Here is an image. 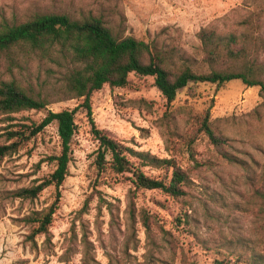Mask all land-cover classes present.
<instances>
[{"label":"rangeland","instance_id":"374dc122","mask_svg":"<svg viewBox=\"0 0 264 264\" xmlns=\"http://www.w3.org/2000/svg\"><path fill=\"white\" fill-rule=\"evenodd\" d=\"M49 13L101 16L114 32L153 42L173 53L175 67L188 65L197 72L208 71L199 30L244 33L247 58L262 67L264 83V0H0V24ZM64 70V60L27 46L0 52V81L15 80L28 94L48 101L42 109L0 115V141L5 131L38 123L48 111L76 108L68 175L46 235H32L33 226L24 219L46 210L55 188L48 186L33 199L9 194L54 170L48 157L60 150L56 123L0 161V264H214L223 258L225 264H264L260 86L240 79L220 87L191 83L168 104L152 76L131 72L124 86L104 84L92 93L94 128L134 151L171 158L186 173L185 195L172 197L136 188L130 172L97 171L98 143L78 107L80 99H60L58 93ZM207 108L224 142L214 147L199 133L191 158L187 139ZM127 155L146 175L170 178L171 168L144 165L139 156Z\"/></svg>","mask_w":264,"mask_h":264},{"label":"trees","instance_id":"16d2710c","mask_svg":"<svg viewBox=\"0 0 264 264\" xmlns=\"http://www.w3.org/2000/svg\"><path fill=\"white\" fill-rule=\"evenodd\" d=\"M197 37L204 54L203 60L208 66L206 72H197L188 65L175 67L173 53L158 49L153 42L114 32L101 16L92 14L78 18L66 14H38L18 23L0 24V52L27 46L37 50L43 57L64 60L65 70L58 93L61 94L60 99H80L78 107L85 110L98 143L94 160L97 171L102 173L109 169L114 174L130 172L136 188L158 189L172 197H180L186 193V173L171 158L134 151L94 128L90 99L92 93L104 84L124 86L131 72L152 76L168 104L174 101L179 89L191 83L208 82L220 87L230 80L240 79L248 86L257 85L264 90L260 78L262 67L256 60L247 58L246 34L221 33L213 28H202ZM47 102L46 97L28 94L15 80L0 81V115L7 117L21 110L42 109ZM75 112L76 108L48 111L38 123L23 124L22 128L5 131L4 139L0 141L1 161L47 125L56 123L60 150L57 155L48 157L55 163L54 170L39 183L20 187L9 194L14 198L33 199L44 188H55V198L49 207L43 211H34L24 219L32 224V235L48 233L57 208L59 187L68 175L71 141L76 131ZM199 133L214 147H222L224 138L217 135L212 127L209 108L205 109L198 119L196 130L187 139L191 158H194L191 144ZM128 152L139 156L144 165L171 168L170 178L167 180L146 175L139 166L133 165ZM223 156L230 160L227 153H223ZM226 260L216 259L214 264H225Z\"/></svg>","mask_w":264,"mask_h":264}]
</instances>
